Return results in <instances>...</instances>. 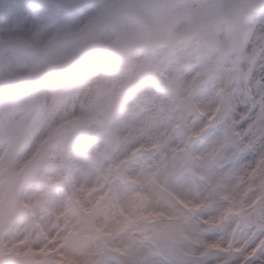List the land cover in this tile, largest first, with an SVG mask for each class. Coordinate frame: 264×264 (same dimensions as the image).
Returning <instances> with one entry per match:
<instances>
[{
	"label": "rangeland",
	"instance_id": "rangeland-1",
	"mask_svg": "<svg viewBox=\"0 0 264 264\" xmlns=\"http://www.w3.org/2000/svg\"><path fill=\"white\" fill-rule=\"evenodd\" d=\"M174 1H178V6L174 7L173 10H166V8L169 9L171 6H174L172 5ZM122 2L132 5L133 7L130 10L121 11L113 19L105 22L102 25L95 27L86 26L87 28L81 32L79 30V25L82 24V26H84L82 22L83 20L79 21V23L82 22L80 24H65L61 30V35L56 40L49 42L47 37L45 40L42 39L43 37L49 36L50 34H45L38 37L34 29H32L31 34L29 33L30 35H27V33H25L22 28L21 31L17 30L18 24L10 14V10L14 5L15 0H6L0 21V145L3 146L4 144H9L8 147L13 150V153H16L17 150L22 147V143L30 140L28 131L35 126H33V124L35 120H37L34 114H32L34 116L31 115L32 110L36 109V111L40 112L44 107L45 102H38L33 97L28 98L24 96V92L27 93V87H30L31 84L36 82L38 83L40 80H45L46 83L44 84L48 86L47 88H50L48 81H53L54 79H65L69 77V75H71V77L74 74L76 75L78 70L70 68V66L84 59L86 49L89 45H95L101 49L103 63L106 61H112L114 58L121 59L120 63L122 66L118 67H120L126 77L122 76L121 79H117L115 76H113V79L117 80H113L112 84L117 81L119 82L121 80L125 81L129 79L130 83L132 82V84H129L126 87V93L133 89L135 83L138 82V79L150 78L152 75H156L158 67L156 66L153 59H155L157 57L156 55H159V53L157 52V54L154 55L152 52H155L158 49L155 46L159 45H164L163 48L166 47L165 50H161V53L165 55H169V53L175 52V50L178 49V60H171L170 66L166 68V73L170 79L166 82V84L163 85V88H168L171 91L176 90L181 97L187 93L188 87L192 86H196V90L194 91L195 94L197 93L196 95H200L202 92H211L212 94L214 93L213 91L216 86L206 84L205 74L202 71L198 69L195 70L197 71V74L200 72V75L196 80L192 79V70L188 71L186 77L183 76L185 74L183 72L181 58L179 57L181 53L180 51L186 49V52L191 57L192 63L189 68H197L195 60L192 58L191 54L203 42L214 41L216 39L223 38V22L208 19V13L203 7V1H200L196 4L189 2V0H122ZM131 19H134L135 23L131 22ZM127 24H130V27H132L131 25H135L136 28L129 30L126 26ZM218 30L220 31L219 33L217 32ZM106 31H109L110 34H108V36L105 38L104 32ZM102 32L104 35L101 34ZM200 34L201 36L198 39V42L194 35ZM39 41L47 43L40 45ZM180 42H185V45L180 47ZM52 46L53 49L51 50L49 47ZM47 48H49L48 51H46ZM133 48L142 49L143 51L141 55L135 57L131 52ZM148 52L151 53L150 56H148ZM142 55L144 59L141 57ZM90 61L91 60H88V57H86L84 59L85 64L82 65L81 68L85 69L83 67H87ZM17 69L23 72V77L18 78L17 75L14 74L15 70ZM131 73H133L135 76L130 75L132 78H127V75ZM184 78L187 80L183 85L181 79L183 80ZM172 81H174L175 84H173ZM149 83L151 84V81ZM189 83H191V85L188 86ZM131 85H133L132 88H130ZM223 87L228 89V86ZM106 91L110 92L111 100L114 102L113 88L109 87ZM59 96V98L62 99L65 95L60 93ZM200 101L201 100L197 101V106L200 109L199 115L203 116V124H196V121L193 119V121L191 120L190 124L186 125L182 129V133L201 132L207 124L206 115L209 113L210 109L215 106V100L213 99L207 104H202ZM14 107L19 110L17 116L6 117L10 110ZM89 108V116L92 117L91 122H94L93 125H89L95 130L92 132L85 131L86 122L83 121H85L84 119L87 117L84 116L80 121L81 123L75 124L73 128L66 126L57 132L55 138L53 139V144L49 146L53 147L54 150L56 148L60 149L58 153L56 152V163H58V161L60 162L65 149H69L71 152L70 147L72 145L78 144L79 142L86 145L85 142L91 140V137L99 132L102 134V137H99V139H102V142L104 143L102 146L104 147V150H102L103 158L100 162V169H102V172L105 170V165L107 162H114L116 159H118V157H125L131 147L136 145V143H145L148 151L151 150V145L155 143L153 136L155 133L151 134L150 137H147L145 133H147L146 129L148 128L146 127L145 123L141 124L144 127H130V132L123 131L121 136L116 138L108 129L107 124L109 117L116 115L114 113L118 111L117 108L108 107L103 112L97 110L99 108L93 109L91 106ZM141 113H143L142 110ZM75 114H77V111L71 108L70 110L64 112V114L59 115L60 117L58 116L55 118L47 127H45V129L49 128V126L52 123H55V121L58 119L66 118L67 116ZM87 119L89 120L90 117ZM161 128L162 125L156 127L159 134ZM116 140L120 141L119 147H121V149L118 147L114 152V155L117 154L116 157L112 155L110 158V155L106 154H108L109 151L112 152L114 148L117 147L118 143ZM55 142L58 143L56 144ZM97 142L98 140L94 143ZM203 144L204 142L202 140L195 146L193 151H186L181 148L179 141L178 146L172 148L175 150L173 152L175 156L171 153L170 158H167L165 164L166 168L164 169L162 166L160 169L162 172H160V175L157 177V179L160 180L163 177L164 171H166V175L169 177L167 181L172 180L173 176L176 178L185 176L188 179H191L190 176H197L196 168L198 162L197 160L195 161V158L197 159L200 156L199 152L203 151V149H201ZM41 145L37 147V149H33L31 154L30 152H27V149L25 148V150L22 151V154L25 155V159L23 160L21 159L16 161L13 153H11L10 158H6L5 163L2 164L6 167L2 170L3 176L8 182L5 180V190H7L6 198L5 202L0 207V264H2L1 260L6 256L20 258L21 264H52L54 261L58 260L63 264H94L95 261L96 264H105V261H108L109 264H112V260L114 258L120 262L122 260L121 256L125 254L123 253L122 249L113 248L115 245V237L125 232L134 236L136 231H142L144 226L140 218L145 220L149 219V217L146 215L149 208L154 209L150 210L153 212L152 217L158 218L157 225L153 226L149 233H154V235L156 233L157 236L167 234L174 237L177 243L180 245L181 250H183L184 253L186 252L189 257L191 256L189 262L186 264H210L214 258L222 256V254H217L218 256H213L205 263L199 261L195 256V254L201 251L204 243H210L211 240L210 236L204 233L207 231L202 228L204 223L199 224V227H197L194 223V220L203 219L206 216L204 215L205 213L210 214L211 218L217 219L220 217L221 212L226 207V204H224L223 200L225 195L224 192L226 191H224V189L212 190L209 187L210 184H203L201 186H206L208 191L214 194L216 201L219 204L218 208L213 207V199H211V202L209 203L206 198L195 200V202H193L194 205H192L190 201L185 198L188 196L184 197L180 191L174 193L169 198L163 197L161 203L167 205L172 210L171 212L165 213L162 212V210H157L155 205L151 207V205H148L144 202L143 208H141L142 203L138 204L137 198L134 200L137 205V212H135L136 215L129 214L131 218L130 222L126 220L127 222L125 221V224L127 227L124 229V231L118 232L116 236L114 231L108 229V226L106 227L102 221V217L107 214L109 208L111 206H115L117 203L113 190L107 198L105 197L104 200H101L100 202H98L100 197L98 198L96 195L86 202H84L83 196L76 197V199L72 202L74 204L72 205L75 209L74 213L79 214L82 207L88 210V212L83 213L80 216V219L72 216L70 222L65 223L63 228L59 227V230L63 236L65 235V237L69 238L68 242L70 243V246L81 247V249L84 250L90 249L92 253L91 256L95 257V261L94 259L77 260L73 256H67V253H69V248L66 247L63 248V253H65L67 258H63L62 253L59 255H48L47 253L50 251V244L52 243L51 241L47 242V239L43 233L42 238L37 240V243L34 244V246H36V248L42 252L37 256H29L28 254L25 255L19 249V247L24 245L22 243L6 248L3 241L8 235L12 233L14 223L16 220H19V218L20 220H28L23 226H21V233H19L17 236V238L22 240H24L23 232L32 227L35 228L37 223L36 221H43L44 224V209L41 213H39L36 210L38 205L31 207V204L27 203L26 200V188L28 183L35 182L41 186V182H44L41 180L43 171L41 168H48L46 161L47 154L45 150L41 149ZM163 151L164 149L159 145L158 149L151 150V154L149 156L142 159L132 158V160H134L135 163H138L142 162L143 160L148 162L157 159L159 161L158 164L161 167L162 159H160V154ZM92 157L94 160H98L99 155L94 154ZM132 169V167L127 168L126 165H123L120 169L117 168L115 170L119 172V174L115 177L118 181H122L121 183H123L129 189L130 193L132 190L131 188L136 190L139 188V185L137 184L138 179L135 178L136 176L133 174ZM260 174L261 171L258 167L254 176L255 182L259 181ZM43 175L46 176L47 174ZM101 176L102 174L100 170L97 176V181H101ZM60 180L62 183L65 181L63 176ZM129 180H132L133 185L129 184ZM252 182L253 181H251V183ZM94 184H96V182H91L88 185V188ZM249 184L250 182L237 180L235 187L237 191L236 194L241 193L243 187ZM48 185L51 186L50 183ZM188 187L190 188L189 183ZM105 188L106 187L102 185L101 190L105 191ZM154 191L156 192L155 188ZM141 198L142 200L144 199L143 197ZM175 199L181 201L182 204L176 205L174 203ZM94 201H96V203H93ZM235 201H229L228 204L234 205ZM261 201L264 203V196ZM45 207L47 206L45 205ZM251 207L252 200L249 201V204L247 203L246 211H248ZM27 208H30L28 213L25 212ZM64 209L66 210L65 205ZM191 210L193 212H191ZM136 219L139 220L138 227H135ZM188 224L195 225H193V227H188ZM46 227L49 230V234L55 235V233L59 232L57 225ZM227 227L226 229H228ZM70 228L73 230V232L71 234L66 233L67 229ZM189 228H193V230H190ZM36 229L38 228L36 227ZM208 229L213 230V226H208ZM194 230L196 231L195 233ZM259 234L260 233H257L253 238L248 240L250 241V246L254 243V241H256ZM134 237L137 238L136 236ZM93 239H96L95 245L89 246V243H91ZM240 241V238L237 237L236 244L240 243ZM45 242L47 243V248L43 249L42 245ZM101 242H104L106 245L104 248V258L102 261L98 262L96 259L101 250ZM241 246L242 245H239L238 247L241 252L234 255L233 263H236L242 253H247V251H249L248 248L241 249ZM262 249H264V246ZM221 252L227 254L224 248L221 250ZM141 253L142 252H139L133 257L134 260H137V263L139 262L138 264H158L159 259L155 256L151 257V259L147 260V262L145 261L141 263V261L138 260V258L142 255ZM262 258L264 264V257ZM252 261L253 260H251L249 264H252Z\"/></svg>",
	"mask_w": 264,
	"mask_h": 264
},
{
	"label": "bare ground",
	"instance_id": "bare-ground-1",
	"mask_svg": "<svg viewBox=\"0 0 264 264\" xmlns=\"http://www.w3.org/2000/svg\"><path fill=\"white\" fill-rule=\"evenodd\" d=\"M174 6H171L169 9L166 8V10H173L174 7L178 6V1H174L173 4ZM15 20V18L13 17ZM16 21V20H15ZM80 20H77L75 22H72V24H80ZM18 24V29L21 31V28L27 33V35H30L32 33V27L28 25H24L16 21ZM130 24H127V28L129 30H133L136 28L134 25H131L132 27L129 26ZM30 33V34H29ZM23 34V33H22ZM103 34V32L101 33ZM105 34V35H104ZM105 38L108 36L109 31L104 32ZM47 37V40H49V36L43 37L42 40H45ZM45 44L47 42H44ZM43 41H39V44L42 45L44 44ZM51 50L53 49L52 47H49ZM46 51H48V49ZM133 55L140 56L142 53V49L140 48H133L132 51ZM175 55H178V52L174 53ZM184 57V66L188 67L189 65V56L187 53L182 54ZM155 64L158 67L159 71L160 69L167 67L170 64V59L163 57V55L159 54L156 55ZM143 58V55L141 56ZM139 62V61H138ZM118 68V64L114 63L111 64L108 68L107 71L108 73H111V69ZM101 73V72H100ZM90 73L88 75V78H84L83 80H77L74 82H69V84L65 86H60L56 87V92H53V86L50 85V88H47L41 80L37 83L31 84L30 87H27V93L24 92V96L26 97H33L36 99L38 102H45L44 107L41 109L40 112L36 111V109L32 110V114H34L37 119V123L33 129H30L28 131V134L30 136V142L27 144L26 149L27 152L33 151V141L39 142L42 138L47 136L50 132H53L58 125L60 124V121L68 118H61L55 121V123H52L49 128L45 130V127H47L55 118H57L59 115L64 114V112L72 109H75L77 111V114L82 113V116H85L89 118L90 116V106L94 108H99L97 110H104L108 107H115V103L111 100V94L109 91H106L109 86L112 85L113 81V76L111 74H103V73ZM164 73L163 69L159 73V75H162ZM15 75H17L18 78L23 77V72L20 70H15ZM163 84V81H162ZM116 85H114L115 88ZM79 89V91H78ZM228 103L232 102L231 101V90L228 87ZM67 93L64 98L60 99L59 94L60 93ZM157 92L158 89L150 87L146 82H142L139 86L135 88L133 92L130 94V98L127 100L128 105L126 106L128 110L125 111L124 117L121 120L118 121L119 123V129L120 132L122 133L123 131L130 132V127L136 128L143 126L141 125L142 123L146 124V127L148 129L146 136L150 137L151 134L155 133L154 139H159L161 141V144L166 145V139H171V136L168 135H161L156 129L157 126L166 124L167 119L170 118L171 115V108L172 104L171 101L168 97L162 96L158 94ZM31 99V98H30ZM215 100L216 102V96L211 93V92H203L201 95L197 97V101L201 100L200 102L202 104H207L210 103L212 100ZM138 106V107H135ZM141 108L145 109V113L141 114ZM19 113V110L17 108H12L10 112L6 115L8 116H17ZM75 114V116H78ZM32 115V116H34ZM60 117V116H59ZM198 121L203 124V117L199 116ZM144 127V126H143ZM92 128H89L90 130ZM94 130V129H92ZM45 131V132H44ZM144 134V133H143ZM145 136V135H144ZM104 143L100 139L98 143L91 148L96 149L97 147V153L100 154L99 158L102 159V146ZM173 145H175V141L173 142ZM81 148L83 146L81 145ZM89 148V149H91ZM102 148V149H101ZM120 148V147H119ZM170 148V147H169ZM169 148H165L164 151L168 153ZM2 145H0V153L2 152ZM101 149V150H100ZM201 149H203V146H201ZM124 150V149H123ZM164 152V154H165ZM70 159L73 165V170H74V187L72 188L71 192L75 196L76 194L85 196L87 198H90V194H88V185L92 182H96L97 176L102 169H100V162L101 160L93 161V162H85L81 159V155L79 153H70ZM200 156L196 159L197 160V176L201 177L203 169L201 168L199 164V160L201 158V152H199ZM169 157V156H168ZM46 161L48 163L54 162L52 153L50 151L47 152L46 155ZM25 159V155L21 154L20 156H16L15 160ZM27 160V159H26ZM158 160L155 159L153 162H146L143 160L142 162H138L136 166L132 169L133 174L136 176L138 179L139 186H141V196L145 198L151 205H159L161 207V210L164 212L168 210V207L166 205H163L161 203V197L154 191L155 184L153 181H158L157 177H159L160 172V165L158 164ZM130 167L133 165V162H130ZM62 166L60 164H55L54 167L52 168H46L47 169V175L45 176L44 182H49L51 186L44 185L45 189L41 188V186L38 183L34 182H29L27 185V194H26V200L27 203L31 204V207L38 205V209H44V212H49L47 214V217L43 218V221H36L39 222V227L38 229H34L33 227L25 230L24 237L22 239L17 238L18 234L21 233L20 226L15 224L13 227L12 233L8 235L4 239V244L6 248H9L14 245H18L19 243L24 244L22 247H19V249L25 254V255H34L37 256L41 252V250L37 249L36 246H34L35 243H37V240H40L42 238V233L43 235L47 238V242L51 240H55L53 242L50 248V251L47 253L48 255L52 256L56 254V252L59 251L60 245L61 250L66 247L69 248L67 253V256H73L75 259H89V255H91V250L87 249H81V247H74L70 246V243L68 242L69 238L63 236L61 234V231L56 235L53 236L49 234V230L46 226H53L57 225V229L61 226L63 228V225L65 223H68L70 221L69 214L65 212L64 210V205L61 200H63V197L61 196V193H65V189L67 191V187L65 186V189L62 187L58 188V184L61 183L58 181L62 177ZM258 169V166L256 168H253L251 170L245 169L242 171L238 177L235 178H223L216 180L215 183L210 184V189L212 190H220L224 189L225 195L228 197L229 201H233L235 198V195L237 193L236 191V183L237 180H244L245 182H252V184L255 186V174L256 170ZM112 177V175H110ZM116 182L115 184V195L118 199L117 203L115 206H112L111 209H109L108 214L103 217V223L106 225L108 229H111L114 231L115 236L117 235L118 232L123 231L127 225L125 224L124 221L130 219L129 214H134L137 212V206L134 201V197L130 193L129 189L121 182L116 181V177L112 178V181ZM114 182V183H115ZM188 183L190 185L191 180L183 176L182 178H173L170 181H167L166 184V190L170 192H175L180 191L183 196H188L186 198L190 199V203L194 205L193 202L195 200L193 199L194 197H197V199H202L206 198L209 203L211 202V199H213L214 205L213 207L218 208L219 204L216 201V198L212 192H209L206 186H201L203 184L200 183L199 189L193 192V189L188 187ZM58 188V189H57ZM198 191V192H197ZM190 195V197H189ZM201 197V198H200ZM49 201V204H45V200ZM160 199V200H157ZM193 199V200H191ZM161 203V204H160ZM47 206V208L45 207ZM210 206V204H209ZM30 208H27L25 212L28 213ZM41 213L42 211H38ZM43 212V213H44ZM36 217V215H35ZM34 217V218H35ZM207 217V218H205ZM203 219H198L194 220V223L196 226H199V224H202L203 222L205 224L207 223H213L215 218H211V216H205ZM48 218V219H47ZM42 219V220H43ZM216 220V219H215ZM27 222L28 220H24ZM127 222V221H126ZM137 223V221H136ZM193 224V225H195ZM60 225V226H59ZM192 224H188V227H193ZM203 226V225H202ZM222 227H225V224L222 223ZM60 228V229H61ZM190 229V228H189ZM190 230H193L190 229ZM196 231L194 230V233ZM249 229L244 230L239 237L243 243V241H247L249 236ZM49 235V236H48ZM117 237V236H116ZM55 238V239H54ZM240 241V245H241ZM96 243V239L92 240L91 243H89V246H93ZM116 244H119L122 246V248L128 252L130 245H131V252L127 255L128 261L130 264H136L132 260V256H134L136 251L141 248V250L144 251V246L141 245L136 238L133 236H130L127 232H125L123 235H120V237L117 238ZM95 250V249H94ZM260 264H263V258H260Z\"/></svg>",
	"mask_w": 264,
	"mask_h": 264
},
{
	"label": "snow or ice",
	"instance_id": "snow-or-ice-1",
	"mask_svg": "<svg viewBox=\"0 0 264 264\" xmlns=\"http://www.w3.org/2000/svg\"><path fill=\"white\" fill-rule=\"evenodd\" d=\"M133 6L122 0H15L10 14L36 35H61L83 19L95 27ZM208 19L223 22V38L203 42L191 55L206 84L228 86L231 101L219 122L202 134L198 181L215 183L259 167L264 174V0H204ZM207 218V217H205ZM264 236V208L256 221ZM264 249L252 264H260Z\"/></svg>",
	"mask_w": 264,
	"mask_h": 264
},
{
	"label": "water",
	"instance_id": "water-1",
	"mask_svg": "<svg viewBox=\"0 0 264 264\" xmlns=\"http://www.w3.org/2000/svg\"><path fill=\"white\" fill-rule=\"evenodd\" d=\"M3 2H4V0H0V10H1L2 6H3ZM96 59H97V57L95 58V60Z\"/></svg>",
	"mask_w": 264,
	"mask_h": 264
}]
</instances>
